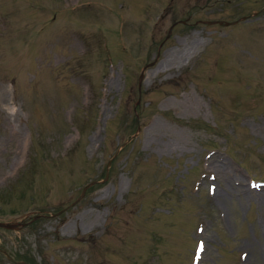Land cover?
Returning <instances> with one entry per match:
<instances>
[{
    "label": "rangeland",
    "instance_id": "1",
    "mask_svg": "<svg viewBox=\"0 0 264 264\" xmlns=\"http://www.w3.org/2000/svg\"><path fill=\"white\" fill-rule=\"evenodd\" d=\"M263 182L264 0H0V264H264Z\"/></svg>",
    "mask_w": 264,
    "mask_h": 264
},
{
    "label": "water",
    "instance_id": "2",
    "mask_svg": "<svg viewBox=\"0 0 264 264\" xmlns=\"http://www.w3.org/2000/svg\"><path fill=\"white\" fill-rule=\"evenodd\" d=\"M204 22V21H203ZM207 23H212V22H217L219 23L220 25H228L232 22H223V21H205ZM236 21H233V23H235ZM87 187V186H86ZM85 187V189H86ZM26 222H17V223H9V222H3V221H0V227H5V228H9V229H16L22 225H25Z\"/></svg>",
    "mask_w": 264,
    "mask_h": 264
},
{
    "label": "bare ground",
    "instance_id": "3",
    "mask_svg": "<svg viewBox=\"0 0 264 264\" xmlns=\"http://www.w3.org/2000/svg\"><path fill=\"white\" fill-rule=\"evenodd\" d=\"M219 201H225L223 194L218 195Z\"/></svg>",
    "mask_w": 264,
    "mask_h": 264
}]
</instances>
